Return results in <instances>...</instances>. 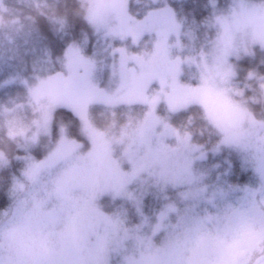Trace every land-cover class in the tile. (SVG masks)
<instances>
[{"label": "rangeland", "instance_id": "obj_1", "mask_svg": "<svg viewBox=\"0 0 264 264\" xmlns=\"http://www.w3.org/2000/svg\"><path fill=\"white\" fill-rule=\"evenodd\" d=\"M83 1L89 7L88 18L98 29L101 39L109 40L118 91L107 93L103 86L97 85L95 63L73 45L66 49L64 72L34 84L22 81L43 130L48 126L50 111L55 105L70 106L79 98L77 114L89 146L81 150V142L67 140L54 156L50 155L34 167L28 183L33 195L26 210L15 225L0 234L10 258L17 264H215L217 248L209 246L208 238L218 237L231 243L234 232L249 217L240 208L223 217L210 212L213 202L193 173L194 164L204 159L206 152L193 144L189 135L180 134L156 113L161 99L172 111L198 104H172L176 88L199 86L180 83L184 60L168 53L170 39L178 44L180 23L167 4L137 19L128 12V0ZM209 1L215 9L216 1ZM232 3L226 23L224 16L215 15L220 34L228 45L236 39L243 48L245 39L262 45L259 25L264 19V3L246 0ZM144 34L154 36L153 49L146 55L129 53L123 45L112 42L129 38L137 44ZM220 52L218 44L215 58L220 57ZM107 81L106 86L111 89V79ZM153 84L156 89L149 91ZM95 102L111 106L130 103L147 106L136 141L127 145L119 158L107 152L103 133L90 127L87 108ZM231 104L240 111L221 112L216 117L206 113L222 133L219 144L239 145L246 140L253 143L261 140L255 145L259 157L264 153V122L239 105ZM78 150L80 154L73 156ZM61 161L64 163L53 177L38 176ZM257 170L262 182L260 191L264 193V156L260 157ZM144 174L147 180L179 188L186 210L180 214L173 202H167L151 220L143 218L130 230L119 229L101 209V199L114 200L128 195L130 184ZM174 213L175 224H170L167 220ZM249 222L251 224L250 219ZM259 222V216L253 218L254 229ZM261 229L255 230L257 236L254 233L248 240L227 250L229 264H236L241 253L262 239ZM198 242L202 245L201 255L194 257L191 250Z\"/></svg>", "mask_w": 264, "mask_h": 264}, {"label": "trees", "instance_id": "obj_2", "mask_svg": "<svg viewBox=\"0 0 264 264\" xmlns=\"http://www.w3.org/2000/svg\"><path fill=\"white\" fill-rule=\"evenodd\" d=\"M215 1V9L209 0H128L127 7L131 16L140 19L153 8L169 5L180 23L178 44L170 39L168 52L171 57L184 60L180 83L200 85L207 79L211 88L225 90L230 102L264 122V46L251 39H245L244 48L238 39L228 45L224 35L220 34L215 15L224 16L226 23V15L234 0ZM246 1L264 3V0ZM88 8L83 0H2L0 234L15 225L26 210L33 195L28 187L29 176L36 165L44 162L50 154H56L67 140L81 142V150L89 146L77 114L79 98L70 106L55 105L50 111L48 126L43 130L22 81L34 84L64 72L65 52L73 45L95 63L97 85L103 86L107 93L118 91L115 59L108 49L109 40L101 39L98 29L88 18ZM112 42L123 45L129 53L146 55L153 49L154 36L144 34L137 44L129 38ZM218 44L221 52L226 47L230 53L227 61L232 74L226 82L220 74L227 66L220 63L219 57L215 58ZM109 79L111 89L106 86ZM153 89H156L155 84L149 91ZM146 112L147 106L143 103L111 106L95 102L87 108V119L92 129L103 133L107 152L119 158L126 146L136 141ZM156 113L180 134L189 135L191 142L206 152V157L194 164L193 173L213 202L210 212L223 217L240 208L249 217L246 223H250V219L251 224L253 218L259 216V226L254 229L257 236L255 230L264 227V193L260 191L262 182L257 170L264 153L258 157L255 149L261 140L220 145L222 133L198 104L172 111L161 99L156 105ZM81 150L75 151L73 156L80 154ZM63 163L41 171L38 176L53 177ZM147 179L144 174L131 183L128 195L114 200L101 199V209L119 229L130 230L143 218L151 220L167 202H173L180 214L187 206L180 199L179 188ZM175 220L174 213L167 221L175 224ZM263 235L254 247L237 257L236 264H264ZM2 241L0 237V264H17L10 258L7 245Z\"/></svg>", "mask_w": 264, "mask_h": 264}, {"label": "snow or ice", "instance_id": "obj_3", "mask_svg": "<svg viewBox=\"0 0 264 264\" xmlns=\"http://www.w3.org/2000/svg\"><path fill=\"white\" fill-rule=\"evenodd\" d=\"M259 27L262 30L261 40L262 46H264V19H262ZM229 54V50L225 47L222 49L221 56L219 57L220 63L227 66L220 74L221 78L225 82L232 74L231 66L228 65L227 61ZM262 87H264V85H262ZM175 91L176 96L172 100L173 106H180L181 104L186 103H198L203 106L205 112L211 117H216L221 112L238 113L240 111L228 100L227 96L225 95V90H214L209 86L207 79L202 80V83L198 87L191 88L187 86H179ZM50 155L54 156L55 153ZM45 159H48V157ZM41 163H43V161H41ZM254 228L255 226L250 223L241 224L234 233L233 241L231 243L220 240L218 237H209V246L217 248L215 264H229V260L226 255L227 250L240 241L248 240L254 234ZM261 231L262 234H264V227H262ZM201 248L202 245L200 242H198L197 245L191 250L194 257H199L201 255Z\"/></svg>", "mask_w": 264, "mask_h": 264}]
</instances>
